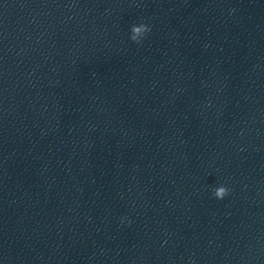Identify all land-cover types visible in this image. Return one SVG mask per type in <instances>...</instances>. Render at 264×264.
Returning <instances> with one entry per match:
<instances>
[{"label":"clouds","instance_id":"1","mask_svg":"<svg viewBox=\"0 0 264 264\" xmlns=\"http://www.w3.org/2000/svg\"><path fill=\"white\" fill-rule=\"evenodd\" d=\"M150 31L148 25L140 24V25H133L131 28V37L130 39L134 42L139 43L140 38L146 33ZM228 194V189L224 186H219L214 191V196L217 199H223Z\"/></svg>","mask_w":264,"mask_h":264}]
</instances>
